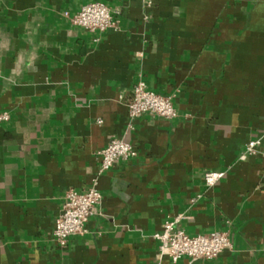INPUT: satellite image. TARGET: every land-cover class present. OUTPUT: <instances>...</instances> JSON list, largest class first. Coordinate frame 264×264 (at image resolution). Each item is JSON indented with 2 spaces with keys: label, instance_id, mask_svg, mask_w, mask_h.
<instances>
[{
  "label": "crops",
  "instance_id": "obj_1",
  "mask_svg": "<svg viewBox=\"0 0 264 264\" xmlns=\"http://www.w3.org/2000/svg\"><path fill=\"white\" fill-rule=\"evenodd\" d=\"M91 2L116 30L72 25ZM139 79L178 116L131 118ZM0 264H264V0H0ZM114 138L137 155L99 176L84 234L60 248L67 190ZM259 139L257 153L245 155ZM224 172L214 185L207 172ZM228 230L218 257L173 262L154 235Z\"/></svg>",
  "mask_w": 264,
  "mask_h": 264
},
{
  "label": "built area",
  "instance_id": "obj_2",
  "mask_svg": "<svg viewBox=\"0 0 264 264\" xmlns=\"http://www.w3.org/2000/svg\"><path fill=\"white\" fill-rule=\"evenodd\" d=\"M144 1L149 5L153 2V0ZM115 14V11L102 2L85 4L75 13L64 12L65 17L72 25L97 35L118 28ZM128 112L131 118L152 115L173 119L178 116L172 96L149 89L142 79H139L134 85ZM9 118L7 112L0 114V123L8 121ZM260 144L261 140L259 139L249 141L246 145L245 155L256 154ZM99 155L100 168L90 185L85 190L71 188L65 193L62 210L55 219L53 230L55 240L62 249L68 246L70 237L86 232V223L96 213L102 200L99 176L110 170L118 160L131 159L137 155V152L129 141L114 138L99 152ZM224 175V172H207L205 182L208 186H212ZM183 217L180 214L167 219L162 225V230L154 235L158 241L161 258L167 256L173 262H177L183 257L192 260L214 259L231 246L228 230L191 235L177 227Z\"/></svg>",
  "mask_w": 264,
  "mask_h": 264
}]
</instances>
